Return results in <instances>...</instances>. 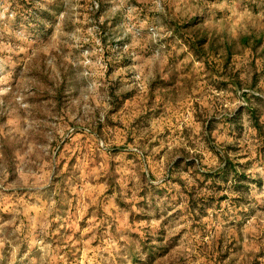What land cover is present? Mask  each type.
<instances>
[{
    "label": "rangeland",
    "instance_id": "1",
    "mask_svg": "<svg viewBox=\"0 0 264 264\" xmlns=\"http://www.w3.org/2000/svg\"><path fill=\"white\" fill-rule=\"evenodd\" d=\"M0 264H264V0H0Z\"/></svg>",
    "mask_w": 264,
    "mask_h": 264
}]
</instances>
